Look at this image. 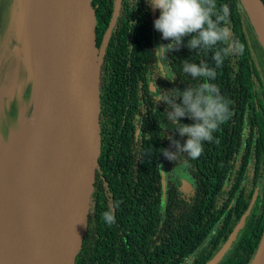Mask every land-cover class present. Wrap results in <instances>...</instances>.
I'll list each match as a JSON object with an SVG mask.
<instances>
[{"label": "trees", "instance_id": "1", "mask_svg": "<svg viewBox=\"0 0 264 264\" xmlns=\"http://www.w3.org/2000/svg\"><path fill=\"white\" fill-rule=\"evenodd\" d=\"M12 5V18L4 23L0 14V55L17 15L16 0ZM217 5L230 9L228 26L232 37L243 45L241 53L228 56L216 69L213 81L230 101V119L213 134V142H204L199 158L181 153L172 161L161 152L164 148L176 150L165 138L175 135L174 124L164 118L166 105L156 101L153 143L147 139L146 146L134 142L132 148L123 146L125 155L116 148L108 157L103 150L89 224L76 264H205L231 234L260 185L258 202L245 230L220 264L254 263L264 233V44L240 0H217ZM97 8L101 43L114 16L115 0H97ZM122 9L108 43L107 61L117 69L132 59L137 67L150 65L157 73L152 50L159 44V37L164 44L171 42L154 27L160 10L137 0H126ZM184 39L183 45L167 54L174 80L156 74L158 88L184 89L199 82L182 71L184 59L197 63L203 59L215 66L211 52H195L186 45L188 37ZM10 48L8 45L3 53L0 82L16 68L19 80L25 82L22 93H17L6 107L3 135L18 120L22 103L30 100L34 91L23 59L12 56ZM181 99L177 97L176 102ZM179 121L194 123L187 117ZM175 138L183 143L187 136L177 133ZM161 167L168 174L165 207ZM180 172L190 176L188 191L179 180ZM109 209L116 221L111 226L102 215Z\"/></svg>", "mask_w": 264, "mask_h": 264}, {"label": "water", "instance_id": "2", "mask_svg": "<svg viewBox=\"0 0 264 264\" xmlns=\"http://www.w3.org/2000/svg\"><path fill=\"white\" fill-rule=\"evenodd\" d=\"M23 1L16 0L19 31L26 22L20 15ZM244 2L264 44V3ZM97 16V0H50L44 75L41 87L33 80L32 96V134L42 143L50 141V156L42 165L44 171L31 176L29 185L8 199L0 197V264H76L89 224L101 154L102 61L118 19L115 8L100 43ZM158 40L164 44L161 37ZM161 176L165 207L168 174L164 167ZM260 187L231 234L205 264H220L234 247L253 214ZM263 239L264 233L253 264H257Z\"/></svg>", "mask_w": 264, "mask_h": 264}, {"label": "clouds", "instance_id": "3", "mask_svg": "<svg viewBox=\"0 0 264 264\" xmlns=\"http://www.w3.org/2000/svg\"><path fill=\"white\" fill-rule=\"evenodd\" d=\"M149 3L160 10L154 20L155 29L162 33L163 39L171 41L158 44L152 50L156 59V74L174 80L175 73L170 71L171 62L167 60V54L183 45L185 37H188L186 45L189 49L212 53L211 59L215 66L203 59L198 63L183 60L182 71L193 80H198L196 85L171 90L158 88L155 83L153 85V91L161 90L156 95L157 104L166 105L164 114L174 123L175 135L165 138L176 150L164 148L161 153L172 161L181 153L197 159L204 151V142H213V134L231 117L230 101L213 83L217 76L216 69L223 65L228 56L241 53L243 45L232 37L228 26L230 9L227 6L218 7L217 0H149ZM177 97L182 98L179 103L176 102ZM182 117L194 123L181 124L179 118ZM177 133L180 137L187 136V139L181 143L175 138ZM102 215L109 226L116 222L111 209Z\"/></svg>", "mask_w": 264, "mask_h": 264}, {"label": "flooded vegetation", "instance_id": "4", "mask_svg": "<svg viewBox=\"0 0 264 264\" xmlns=\"http://www.w3.org/2000/svg\"><path fill=\"white\" fill-rule=\"evenodd\" d=\"M137 2L150 4L149 0ZM109 44L104 50L101 76V153L107 151L108 157L113 149L122 150L125 155L123 146H146L147 139L155 141L158 90L153 91L154 83L157 87L156 71L150 65L137 67L128 59L115 69L106 59Z\"/></svg>", "mask_w": 264, "mask_h": 264}, {"label": "bare ground", "instance_id": "5", "mask_svg": "<svg viewBox=\"0 0 264 264\" xmlns=\"http://www.w3.org/2000/svg\"><path fill=\"white\" fill-rule=\"evenodd\" d=\"M49 18L50 0H28L22 50L38 87L44 75ZM9 144V150L5 151L6 141L0 134V197L3 199L29 185L31 176L44 171L42 165L50 156V141L40 142L37 134H31L25 141L18 138V133L11 134ZM257 264H264V239Z\"/></svg>", "mask_w": 264, "mask_h": 264}, {"label": "rangeland", "instance_id": "6", "mask_svg": "<svg viewBox=\"0 0 264 264\" xmlns=\"http://www.w3.org/2000/svg\"><path fill=\"white\" fill-rule=\"evenodd\" d=\"M6 1L7 0H0V14L2 17V21H4V23L9 18L13 17L12 0H8L7 2ZM240 1L243 5L244 12L250 19H252L253 17L252 14L250 13V9L248 8V6L245 4L244 0H240ZM27 3L28 0L23 1L22 9L20 12V15L26 17L25 25L23 29H21L20 31L18 30L17 17L14 16L12 30L9 31V33L6 35L3 52L0 55V67L2 65L3 59L5 58L3 57V53L8 48V45H10L12 47L10 48L11 49L10 52L12 56L19 57L21 60L24 59L25 67L28 71L27 80L28 79L35 80V76L30 71V68L26 62L24 51L22 50V41L25 35V30L27 25ZM122 5H123V0H115V8L118 17L121 16ZM19 76H20V72L18 68H16L13 74H9V75L7 74V80H5L4 82H0V134L2 137L5 138L6 141L5 151H8L10 148L9 141L11 134L18 133V138L25 141L34 131L35 102L33 101V97H32L30 100H26L22 103L20 116L18 117V120L14 122L12 126L9 127L6 135H3L1 132V129L3 127V118L6 107L9 106L12 98H14V96L17 93L18 94L22 93V85L24 84L25 80L24 79L19 80ZM179 180L186 191L191 189L190 176L188 174H185V172H180Z\"/></svg>", "mask_w": 264, "mask_h": 264}]
</instances>
